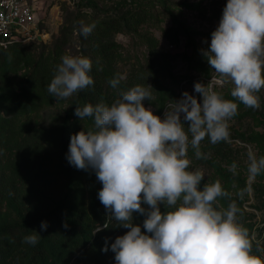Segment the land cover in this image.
I'll return each mask as SVG.
<instances>
[{"label": "clouds", "instance_id": "1", "mask_svg": "<svg viewBox=\"0 0 264 264\" xmlns=\"http://www.w3.org/2000/svg\"><path fill=\"white\" fill-rule=\"evenodd\" d=\"M94 27L82 25L79 34L86 38ZM203 56L219 77L216 85L232 83V100L197 82L199 102L184 92L161 119L143 103L151 99V86L137 85L111 105L75 108L74 115L80 121L91 118L93 128L70 136L66 159L77 170L95 173L102 185L99 201L109 217L128 229L110 249H101L114 253L115 264H264L252 255L248 233L237 221L238 207L218 210L217 199L226 195L221 184L201 187L204 175L190 171L187 158L189 144L197 159L204 158L200 142L205 137L214 144L230 140L228 121L238 114L237 101L260 108L264 0H227ZM91 69V60L83 55L61 57L49 95L67 99L93 85ZM109 83L118 88L120 79ZM249 159L250 175L264 173V157ZM161 205L171 210L163 212ZM134 213L144 217L142 227L133 223ZM47 227L41 222V231ZM32 231L24 242L35 246L41 235Z\"/></svg>", "mask_w": 264, "mask_h": 264}, {"label": "rangeland", "instance_id": "2", "mask_svg": "<svg viewBox=\"0 0 264 264\" xmlns=\"http://www.w3.org/2000/svg\"><path fill=\"white\" fill-rule=\"evenodd\" d=\"M226 3L227 0H36L40 41L37 38V43L34 42L37 45L27 49L36 53L41 49L51 50L55 42L63 40L66 55H83L91 60L92 68L102 72V101L108 105L113 104L116 94L130 77L134 74L143 77L152 88H149L151 99L145 100L144 106L163 119L165 111L170 110V106L181 99L184 92L196 97L199 102L200 96L194 91L197 82L214 87L225 99H233L230 95L232 83L216 85L214 82L219 77L207 63V57L203 56ZM126 10L145 12L151 19L135 32L114 34L112 51L115 61L107 66L96 52L94 43L79 34L80 28L85 26L86 21L114 17ZM151 47L159 53L155 68L150 67ZM161 56L164 59L160 60ZM113 78L120 79L118 88L111 87L109 81ZM257 95L260 96L259 109L247 108L237 101L238 114L228 121L229 141L214 144L205 137L200 142L204 158L197 159L190 144L187 158L190 160L189 170L200 171L204 175L201 187L216 182L221 184L226 195L217 199L215 207L220 211L226 210L230 204L238 207L237 221L248 233L252 255L264 260V173L252 176L248 171L250 155L257 159L264 157V89ZM87 104L91 103L84 89L70 98L57 100L52 108L40 110L30 117V122L37 128H57L64 133L60 160L48 170L39 169L32 189L46 191L50 176L60 174L70 196L71 212L92 210L97 218H108L110 214L97 196L102 185L95 173L77 170L66 159L70 136L93 128L91 118L80 121L74 115L76 107L83 108ZM69 126L72 130L66 132ZM184 128L187 131L186 122ZM218 148H223L230 158L222 159ZM19 210L24 215H31L33 207L25 201ZM161 210L167 212L171 209L161 205ZM143 219V216L133 214V223L141 227ZM3 221L4 215L0 213V228ZM127 231L119 226L113 237L96 239L72 258L57 249L53 252L54 259L62 264H95L103 253L114 258L111 250L104 252L101 249H110L115 238Z\"/></svg>", "mask_w": 264, "mask_h": 264}, {"label": "trees", "instance_id": "3", "mask_svg": "<svg viewBox=\"0 0 264 264\" xmlns=\"http://www.w3.org/2000/svg\"><path fill=\"white\" fill-rule=\"evenodd\" d=\"M149 19L151 16L145 12L126 10L114 17L86 21L85 26H95L87 38L96 46L101 60L111 66L115 61L114 34L135 32ZM36 43L0 48V213L4 215L0 228V264H62L53 256L57 249L72 258L96 239L113 237L119 228L111 217L97 218L92 210L71 212L70 196L60 174L50 176L46 191L32 189L39 169L48 170L60 160L64 134L60 129L45 130L30 122L35 113L57 103L47 89L61 57L66 55L63 40L55 42L51 50L41 49L36 53L27 49ZM150 56V67L155 68L159 53L154 47ZM89 75L94 84L85 90L87 100L95 106L103 103L104 75L94 68ZM137 85L148 88L146 80L134 74L123 84L113 103L122 92ZM71 130L69 126L66 132ZM218 153L222 159L230 158L223 148H218ZM25 201L33 207L31 215L19 210ZM41 222H47L46 231L40 230ZM65 223L67 229L62 226ZM97 228L102 230L95 232ZM32 230L41 235L35 246L24 242V237L34 234ZM95 264L115 262L103 253Z\"/></svg>", "mask_w": 264, "mask_h": 264}, {"label": "built area", "instance_id": "4", "mask_svg": "<svg viewBox=\"0 0 264 264\" xmlns=\"http://www.w3.org/2000/svg\"><path fill=\"white\" fill-rule=\"evenodd\" d=\"M36 0H0V48L37 41Z\"/></svg>", "mask_w": 264, "mask_h": 264}, {"label": "water", "instance_id": "5", "mask_svg": "<svg viewBox=\"0 0 264 264\" xmlns=\"http://www.w3.org/2000/svg\"><path fill=\"white\" fill-rule=\"evenodd\" d=\"M38 41H40V38H38Z\"/></svg>", "mask_w": 264, "mask_h": 264}]
</instances>
